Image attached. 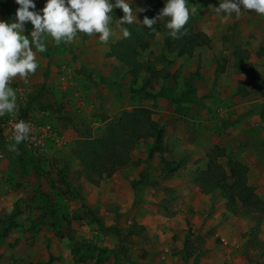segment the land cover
Returning <instances> with one entry per match:
<instances>
[{
  "label": "rangeland",
  "instance_id": "374dc122",
  "mask_svg": "<svg viewBox=\"0 0 264 264\" xmlns=\"http://www.w3.org/2000/svg\"><path fill=\"white\" fill-rule=\"evenodd\" d=\"M152 1L129 0L135 23ZM188 4L197 9L190 13L194 31L209 42L179 57L158 21L138 57L136 83L109 55L123 39L114 16L107 44L86 34L60 46L49 40L28 83L12 79L9 86L23 92L19 113L51 122L59 140L40 154L23 143L13 153L0 132V264H48L52 257L54 264H264V218L232 214L219 190L201 199L193 177L211 159L228 173L238 162L264 204V17L241 7L238 18L221 23L210 11L218 0ZM17 7L7 0L0 19L13 22ZM25 27L27 34L32 25ZM143 88L164 90L166 98H149ZM137 107L151 111L164 151L152 155L154 138L141 140L128 165L90 182L75 154L79 144ZM163 160L181 167L165 173Z\"/></svg>",
  "mask_w": 264,
  "mask_h": 264
},
{
  "label": "clouds",
  "instance_id": "9594fccd",
  "mask_svg": "<svg viewBox=\"0 0 264 264\" xmlns=\"http://www.w3.org/2000/svg\"><path fill=\"white\" fill-rule=\"evenodd\" d=\"M18 5L13 22L0 19V117L8 115L13 120L19 113L18 93L9 86L11 79L19 76L26 84L28 78L39 67L37 53H45L49 40L55 46L71 44L78 34L98 35L102 44L113 36L111 27L113 10L120 9L123 16L117 20L123 38L130 32L124 25L137 21L129 0H44V6L37 8L36 0H14ZM244 10H251L264 17V0H218V6H210L221 23L233 15L240 16ZM196 7L189 6L188 0H164V7L154 18L145 17L143 25L156 31L154 25L162 22L172 39L186 35L185 25L190 13ZM32 25L27 32L26 23ZM35 49V51H34ZM32 125L23 119L15 120L11 143L6 145L9 152H18V145L30 138Z\"/></svg>",
  "mask_w": 264,
  "mask_h": 264
},
{
  "label": "trees",
  "instance_id": "16d2710c",
  "mask_svg": "<svg viewBox=\"0 0 264 264\" xmlns=\"http://www.w3.org/2000/svg\"><path fill=\"white\" fill-rule=\"evenodd\" d=\"M0 5L7 9V0H0ZM164 7V0H153L147 7L142 8L140 13V24L133 23L127 25L130 32L128 38H123L111 46L109 55L116 57L134 75V81L139 79L142 63L138 61L140 53L147 50L150 41L154 38L159 29L158 23L154 25L156 31L148 29L142 21L145 17L154 18L157 11ZM115 18H121L123 12L120 9L113 10ZM193 16L190 14L188 23L185 25L186 35L180 39H172L166 36V45L170 51L177 52V56L182 57L193 52L197 47L209 42L203 32H195L193 29ZM174 46V47H173ZM173 47V48H172ZM149 80H145L144 85H149ZM134 92H137L133 90ZM149 98H166L164 90L154 94L141 90ZM175 102H184L185 98L173 99ZM21 115L26 117V109H21ZM151 111L147 108L137 107L132 111H125L106 125L105 129L97 137H91L79 144L75 154L81 162L83 174L92 183H99L105 178L114 175L117 169L128 165L131 161V153L141 142L147 138H154V152H163V135L159 130L151 129ZM1 132V131H0ZM181 165L172 161L163 160L165 173H175ZM230 172L216 160L211 159L206 170H197L193 175L195 184L205 195L211 194L214 190H219L223 198L227 201L232 214H252L259 213L264 218V204L249 185L247 171L238 162L229 164ZM147 180V178H146ZM113 232L120 236V231L114 227ZM52 260L48 264H54Z\"/></svg>",
  "mask_w": 264,
  "mask_h": 264
},
{
  "label": "built area",
  "instance_id": "2783aa9c",
  "mask_svg": "<svg viewBox=\"0 0 264 264\" xmlns=\"http://www.w3.org/2000/svg\"><path fill=\"white\" fill-rule=\"evenodd\" d=\"M14 84V81L11 79L9 85ZM17 93L22 96L23 92L20 88H16ZM23 119L26 122L32 125V132L30 138L22 142L25 147L34 154H40L43 151H46L51 144L58 142V132L51 122H42L34 120L30 117H23L20 113L16 116L15 120ZM8 115L0 117V131L2 136L8 142L11 141L13 135V125L15 123ZM5 155L0 151V159H4Z\"/></svg>",
  "mask_w": 264,
  "mask_h": 264
},
{
  "label": "crops",
  "instance_id": "0c3cea01",
  "mask_svg": "<svg viewBox=\"0 0 264 264\" xmlns=\"http://www.w3.org/2000/svg\"><path fill=\"white\" fill-rule=\"evenodd\" d=\"M199 190V189H198ZM216 190H214V192H215ZM199 193V195L201 196V199H203V200H205V201H209V199H208V196H210V195H212L214 192H212L211 194H208V195H205V194H203L200 190L198 191ZM197 194V195H198ZM206 196V197H205Z\"/></svg>",
  "mask_w": 264,
  "mask_h": 264
}]
</instances>
